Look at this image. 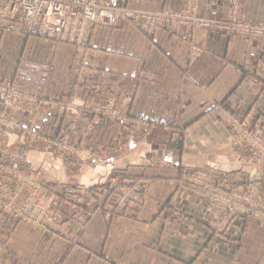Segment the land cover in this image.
I'll use <instances>...</instances> for the list:
<instances>
[{
  "label": "crops",
  "instance_id": "crops-1",
  "mask_svg": "<svg viewBox=\"0 0 264 264\" xmlns=\"http://www.w3.org/2000/svg\"><path fill=\"white\" fill-rule=\"evenodd\" d=\"M192 1L125 0L122 4L161 11L184 9ZM196 1L199 19L219 20L226 15L228 0ZM241 3L247 18L264 23V0ZM23 44L24 37L0 30V50L8 56H15ZM192 45L203 50L195 59L190 54ZM89 51L88 60L100 66L101 88L115 92L120 86L123 95L129 96L132 125L119 133L115 123L95 119L84 151L89 158L94 152L98 162L112 165L124 181L141 184L146 189L145 202L108 214V187L68 184L64 196L69 201L58 200L66 206L69 238H47L19 222L0 247V264H264V225L235 217L221 234H214L199 219L206 199L194 193V184L187 181V175L196 171L218 177L231 172L216 167L218 153L229 164L234 155L249 159L244 148L230 144L219 112L237 114L252 127H260L264 41L196 25L157 30L148 38L122 22L111 28L96 26ZM62 122L66 126L68 121L62 118ZM64 132L74 136L67 126ZM131 138L136 139L132 147L139 142L147 145L133 163L126 159L132 147L125 146L128 150L123 155L125 148L120 146ZM11 151L17 155L19 148ZM249 169L245 163L244 172L228 175L232 182L223 185L242 186ZM2 218L0 214L4 238L7 221Z\"/></svg>",
  "mask_w": 264,
  "mask_h": 264
},
{
  "label": "rangeland",
  "instance_id": "rangeland-1",
  "mask_svg": "<svg viewBox=\"0 0 264 264\" xmlns=\"http://www.w3.org/2000/svg\"><path fill=\"white\" fill-rule=\"evenodd\" d=\"M124 2L125 0H115L118 6L129 11L147 12L183 11L191 4L184 9L148 11L130 9L122 4ZM230 2L231 0H228L227 12L223 18L205 20L196 16L197 1L195 0L196 21L190 25L177 26L175 29L158 28L152 34L143 32L130 20H121L110 25L94 23L89 29L87 43L83 49L72 38L34 34L30 32L27 26L17 31L8 19L0 17L1 31L5 30L24 37L23 48L15 56H8L7 53L0 50V92L5 90L6 94L10 96L8 97V104L0 100V214L3 217L2 221L4 219L7 221L4 238L0 236V247H3L5 237L10 236L19 222L38 229L41 235L47 238L57 236L69 238L72 233L67 229L69 226L64 208L66 206L58 200V198L68 200L64 196V189L69 186L68 184L82 188L105 186L107 189L108 187L110 191L106 202L108 214L120 213L128 206H141L145 202L146 189L141 184L124 181L122 177L124 175L117 169H111L112 165H106L107 162L105 161H102L103 163L98 162L94 152H90V158H95L97 162L91 163L88 154L84 151L88 148L95 119H105L107 122L115 123L119 128V133L132 125L129 117V96L123 95L120 86L115 92L109 87L102 89L103 77L100 66L88 60L94 28L96 26L111 28L116 27L119 23L129 22L144 36L151 38L157 30L177 31L183 26L192 27L196 25L219 30L226 35L239 38L252 37L264 41L262 37L228 34L217 27L199 25L200 21L219 22L226 20L230 13ZM1 3L2 0H0V9ZM239 3L237 13L243 20L264 25L263 22L247 18L242 13L241 0ZM193 46L197 45L190 47V54L192 59H195L203 53V50L197 46L201 49V53L194 57ZM63 47H69L70 51L64 50ZM49 89H51V94L48 93ZM63 89H67L68 92H62ZM16 94H20L18 99L15 98L11 102L12 96ZM219 113L221 121L224 122L229 131L230 144L244 148L249 159L246 161L243 158L240 159L241 156L234 155L229 164L228 159L223 154V156H219L218 153L216 167L223 171L231 170V172L222 173L221 177H218L216 173L209 174L204 171H196L187 175V181L194 184L193 192L206 199L199 219L207 223L214 234H221L235 217L250 218L264 225V221L253 215L234 214L223 224L224 226H219L221 218H215L212 213L207 211L212 206L209 191L201 186L203 192L197 193L200 187L199 181L204 182L205 180L210 187L213 184L211 182H215L229 192L242 191L248 193L255 185L251 182L249 174L253 167L250 149L243 144L232 143L233 134L226 122V117L232 116L244 122L253 131L262 133H264V120H262L259 128H254L237 114L225 113V111ZM40 114L46 116L41 124L37 122L41 117ZM62 118L67 119L66 126L69 130H73V137L64 132L66 126H63ZM56 120L57 126H55ZM129 140L128 143L123 141L120 146L125 148V146L132 147L135 145L136 139L131 138ZM14 148H19L17 155H13L11 151ZM146 149L147 145L144 142H139L135 147H132L126 159L131 163L136 162ZM127 150L126 147L121 151V154L127 153ZM133 155H135V159L130 158ZM116 156L113 153V159ZM235 161L237 165L243 163V172L245 163L250 166L246 174L247 182L239 187L224 186L223 182H232L228 175L242 172L234 170L237 167ZM108 171V177L104 179ZM261 177L257 189L264 194V172H262ZM218 222L219 224H217Z\"/></svg>",
  "mask_w": 264,
  "mask_h": 264
},
{
  "label": "built area",
  "instance_id": "built-area-1",
  "mask_svg": "<svg viewBox=\"0 0 264 264\" xmlns=\"http://www.w3.org/2000/svg\"><path fill=\"white\" fill-rule=\"evenodd\" d=\"M230 13L226 20L219 22L200 21L199 25L217 27L228 34L251 35L264 38V25L243 20L237 13L239 0H231ZM0 17L8 19L14 29L28 27L30 32L62 36L74 39L83 49L86 46L89 29L92 24L110 25L121 20H130L143 32L152 34L158 28L175 29L180 25H190L194 21L196 4L193 0L183 11H129L118 6L115 0H2ZM14 20V21H12ZM62 39V38H61ZM193 56H198L201 49L192 47ZM20 94L13 95L11 102L18 99ZM8 94L0 92V100L8 104ZM231 128L232 143L245 145L250 149L253 167L250 171L251 182L255 185L250 192H229L221 188L218 183L211 187L205 180L199 181L209 191L211 205L207 211L221 220L217 224L223 225L234 214L253 215L264 221V194L258 191L262 172H264V133L253 131L244 122L232 116L226 117ZM241 159V158H240ZM236 162V161H235ZM235 171H242L243 163L237 165ZM197 193L203 192L202 187ZM224 226V225H223Z\"/></svg>",
  "mask_w": 264,
  "mask_h": 264
},
{
  "label": "bare ground",
  "instance_id": "bare-ground-1",
  "mask_svg": "<svg viewBox=\"0 0 264 264\" xmlns=\"http://www.w3.org/2000/svg\"><path fill=\"white\" fill-rule=\"evenodd\" d=\"M141 150V149H140ZM140 152V151H139ZM136 155V154H135ZM135 155H133V156H130V158H133V159H135ZM222 163V162H221Z\"/></svg>",
  "mask_w": 264,
  "mask_h": 264
}]
</instances>
